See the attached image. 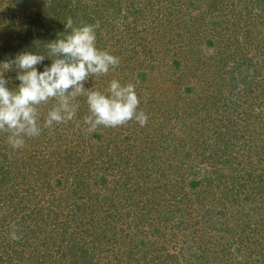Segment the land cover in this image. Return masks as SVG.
I'll use <instances>...</instances> for the list:
<instances>
[{
  "label": "trees",
  "instance_id": "obj_1",
  "mask_svg": "<svg viewBox=\"0 0 264 264\" xmlns=\"http://www.w3.org/2000/svg\"><path fill=\"white\" fill-rule=\"evenodd\" d=\"M69 17L119 57L85 86L134 84L147 123L88 131L80 96L0 132V264H264V0H0V60Z\"/></svg>",
  "mask_w": 264,
  "mask_h": 264
},
{
  "label": "clouds",
  "instance_id": "obj_2",
  "mask_svg": "<svg viewBox=\"0 0 264 264\" xmlns=\"http://www.w3.org/2000/svg\"><path fill=\"white\" fill-rule=\"evenodd\" d=\"M63 25L66 31L47 40L46 54L24 50L0 60V132L10 133L7 142L13 149L23 147L26 137L40 134L38 107L50 100L56 103L44 117V127L72 120L80 96L88 106L89 115L84 117L88 131L133 119L140 126L147 123V115L137 111L134 84L113 79L105 92L85 86L92 77L105 75L119 64V57L96 46L98 25L74 26L70 17ZM45 60L49 63L44 64ZM10 237L19 238L15 231Z\"/></svg>",
  "mask_w": 264,
  "mask_h": 264
}]
</instances>
